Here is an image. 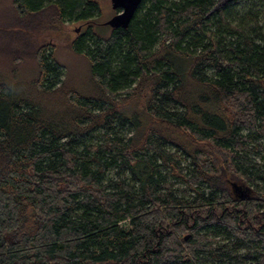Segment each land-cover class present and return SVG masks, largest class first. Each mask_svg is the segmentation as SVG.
<instances>
[{
	"label": "trees",
	"instance_id": "obj_1",
	"mask_svg": "<svg viewBox=\"0 0 264 264\" xmlns=\"http://www.w3.org/2000/svg\"><path fill=\"white\" fill-rule=\"evenodd\" d=\"M101 2H0V264H264L259 15L143 0L128 28L101 30ZM69 23L95 90H67L56 119L6 71L32 66L30 89L65 93L36 40Z\"/></svg>",
	"mask_w": 264,
	"mask_h": 264
},
{
	"label": "rangeland",
	"instance_id": "obj_2",
	"mask_svg": "<svg viewBox=\"0 0 264 264\" xmlns=\"http://www.w3.org/2000/svg\"><path fill=\"white\" fill-rule=\"evenodd\" d=\"M3 0H0L2 2ZM103 15L100 18V22L103 24L99 29L107 30L106 22L118 14V11L112 8L111 0H102ZM233 0H219V6H229V10H232L234 15H238L234 19L238 22L248 13L258 14L261 25L264 29V0H241L234 5ZM233 19V20H234ZM85 30L79 23H69L63 26L62 29L45 30L38 37V44L53 47L57 60L63 66L64 80L67 84L65 93L59 95H47L37 93L27 86V82L33 76L34 68L32 66L19 67L13 75L7 73V77L14 81L16 89L21 93L29 94L32 99L41 104L44 110L48 112V115L56 119H65L69 115V107L66 105L65 94L67 90L75 89L83 94H88L95 90L93 83L91 82V76L89 71V65L87 60L81 56L75 54L70 48V42L75 36L82 33ZM37 38V36H35ZM34 37V38H35ZM37 44V45H38ZM10 75V77H9ZM30 84V83H29ZM28 84V85H29ZM61 82H57L56 87L60 86ZM264 157V156H263ZM257 162L261 165L264 164V158H256ZM229 180H235L234 177H230ZM17 236L12 235L9 237V241L13 242L17 240Z\"/></svg>",
	"mask_w": 264,
	"mask_h": 264
},
{
	"label": "water",
	"instance_id": "obj_3",
	"mask_svg": "<svg viewBox=\"0 0 264 264\" xmlns=\"http://www.w3.org/2000/svg\"><path fill=\"white\" fill-rule=\"evenodd\" d=\"M143 0H111L112 8L118 11L105 25L111 28H128Z\"/></svg>",
	"mask_w": 264,
	"mask_h": 264
},
{
	"label": "flooded vegetation",
	"instance_id": "obj_4",
	"mask_svg": "<svg viewBox=\"0 0 264 264\" xmlns=\"http://www.w3.org/2000/svg\"><path fill=\"white\" fill-rule=\"evenodd\" d=\"M227 188L230 194L240 200H250L254 198L255 193L251 186L245 184L239 179L227 180Z\"/></svg>",
	"mask_w": 264,
	"mask_h": 264
}]
</instances>
